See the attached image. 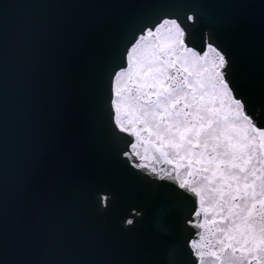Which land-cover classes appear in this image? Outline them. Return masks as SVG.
I'll return each mask as SVG.
<instances>
[{"label": "snow or ice", "instance_id": "1", "mask_svg": "<svg viewBox=\"0 0 264 264\" xmlns=\"http://www.w3.org/2000/svg\"><path fill=\"white\" fill-rule=\"evenodd\" d=\"M0 264H264V0H0Z\"/></svg>", "mask_w": 264, "mask_h": 264}, {"label": "water", "instance_id": "2", "mask_svg": "<svg viewBox=\"0 0 264 264\" xmlns=\"http://www.w3.org/2000/svg\"><path fill=\"white\" fill-rule=\"evenodd\" d=\"M255 4L259 5L261 0H256ZM254 12L259 13L257 7ZM90 162L94 169L101 173H111L113 169L109 166L107 158L100 149L92 147L90 149ZM161 183H165L161 181ZM171 183V182H168ZM94 208V217L91 222L83 223L85 226L95 228L101 234L109 235L117 232L120 225V216L125 212H130L133 208H140L145 212V218L142 221L141 227L144 231H148L152 227V218L157 213V208L151 204H147L144 195L135 188H128L118 195L116 208L106 214L97 212ZM101 259L115 258L106 256L103 252L100 253Z\"/></svg>", "mask_w": 264, "mask_h": 264}]
</instances>
